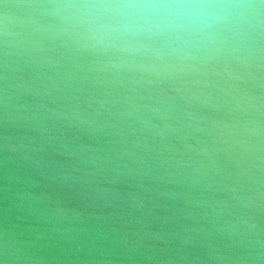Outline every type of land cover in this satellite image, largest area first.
Listing matches in <instances>:
<instances>
[{"label": "clouds", "instance_id": "1", "mask_svg": "<svg viewBox=\"0 0 264 264\" xmlns=\"http://www.w3.org/2000/svg\"><path fill=\"white\" fill-rule=\"evenodd\" d=\"M0 264H264V0H0Z\"/></svg>", "mask_w": 264, "mask_h": 264}]
</instances>
